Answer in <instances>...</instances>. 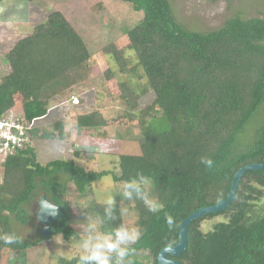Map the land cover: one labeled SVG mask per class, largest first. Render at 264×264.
<instances>
[{
    "label": "trees",
    "instance_id": "16d2710c",
    "mask_svg": "<svg viewBox=\"0 0 264 264\" xmlns=\"http://www.w3.org/2000/svg\"><path fill=\"white\" fill-rule=\"evenodd\" d=\"M119 1L142 13L135 24L121 32L137 59L129 69L145 80L138 83L139 93L129 104L134 109L142 151L105 150L116 152L118 173L86 170L71 158L41 163L31 144L38 131L29 125L47 115L49 102L78 96L79 88L91 75L90 47L63 13L50 10L43 23L33 26L3 54L9 71L0 77V120H17L26 140L3 157L0 235L14 233L12 217L21 224L29 221L23 205L38 189L47 200L61 206L62 212L51 223L48 237H43L40 230L34 241L19 238L17 243L7 245L0 240V264L6 251L12 253L6 264H25L26 249L39 241L55 234L64 240L79 235L70 224L69 210H74L79 224L92 217L102 221L101 232H111L123 224L120 201H116L115 220L106 218L103 202H81L91 194V184L103 176L124 183L138 174L149 181L145 191L158 210L151 211L135 196L129 200L121 195L134 209V224L141 233L128 259L131 264H157L159 251L179 242L180 224L190 213L226 199L239 168L264 163V123L249 149L238 151L236 146L238 132L264 104V18L234 16L221 27L200 33L187 30L176 20L169 0ZM112 57L119 71L127 70L121 50L113 52ZM148 91L154 98L137 109L139 97ZM17 104L22 114H9ZM75 122L78 129L91 133L105 127L97 111L78 113ZM63 125L62 120L52 123L55 137L63 136ZM104 134L102 131L100 135ZM40 136L50 138L53 133ZM202 158H210L212 167L203 164ZM263 195L264 169L244 172L232 202L215 213L192 219L186 248L167 257L181 264H264V205L255 209V201ZM217 215H223L224 220L207 232L201 230L204 219ZM168 217L173 221L171 228ZM79 256L60 257L58 264H78Z\"/></svg>",
    "mask_w": 264,
    "mask_h": 264
},
{
    "label": "rangeland",
    "instance_id": "374dc122",
    "mask_svg": "<svg viewBox=\"0 0 264 264\" xmlns=\"http://www.w3.org/2000/svg\"><path fill=\"white\" fill-rule=\"evenodd\" d=\"M176 20L187 30L206 33L223 25L228 18L238 16L242 19L251 17L264 18V0H169ZM3 4L5 9L3 10ZM58 9L69 23L85 38L91 51L89 79L79 88L78 96L65 99L66 96L49 102V112L29 127H36L37 136L31 140L36 149L37 160L44 163L56 158H71L86 170H113L118 173L116 152L142 151V140L138 128L134 126L135 119L129 104L134 94L139 93L144 77L138 78L131 66L137 62L135 53L129 48V40L121 29H126L141 18L140 11H134L125 2L119 0H2L0 7V77L9 71L4 61V52L19 38L29 34L36 24L43 23L50 10ZM10 20L5 22L4 20ZM7 20V21H8ZM12 21V22H11ZM121 50L122 58L128 66L124 72L119 71L112 53ZM130 68V69H129ZM107 71L110 75L107 77ZM139 70L136 73L139 74ZM154 95L148 91L138 99V107L149 104ZM20 96L16 97L17 102ZM81 99V102L79 101ZM67 100V101H65ZM63 101V102H62ZM78 101V102H77ZM97 111L104 120L105 127L98 132H90L84 128L78 129L75 118L78 113ZM22 114V108L17 104L9 114ZM13 115H10L13 117ZM21 117V116H20ZM62 120L63 136L55 137L52 128L54 121ZM264 123V104L256 111L243 129L236 136L238 151H244L254 142L258 129ZM102 131L104 135H100ZM41 133H53V136L39 137ZM108 137H107V136ZM111 137V138H109ZM142 145V146H141ZM116 152H105L106 149ZM79 154L74 155V151ZM107 151V150H106ZM114 153V154H113ZM3 155L0 153V177L2 176ZM59 180L66 178L57 176ZM91 194L81 202L84 205L91 199L105 201L107 195H113L115 201L122 206L123 225L136 228L134 209L124 203L123 182H115L108 176L91 184ZM43 193L40 189L33 193L31 200L23 205L29 215L25 224L17 222L12 217L14 233L24 241H34L40 236L42 228L36 214L38 201ZM135 203H132V205ZM264 205V195L255 201L256 211ZM70 224L79 235L70 240H64L55 234L50 238L39 241L35 246L26 249L25 264H58V258L71 257L81 254L78 241L83 233L81 224L74 210L68 211ZM224 216H214L204 219L201 230L207 232L217 222L223 221ZM12 253H3L2 263L6 264ZM142 256V255H140Z\"/></svg>",
    "mask_w": 264,
    "mask_h": 264
},
{
    "label": "clouds",
    "instance_id": "9594fccd",
    "mask_svg": "<svg viewBox=\"0 0 264 264\" xmlns=\"http://www.w3.org/2000/svg\"><path fill=\"white\" fill-rule=\"evenodd\" d=\"M201 162L211 168L213 161L210 158H202ZM149 183L147 178L138 174L137 178L130 179L123 183V197L126 199H136L144 201L151 211L156 212L158 205L150 198V194L145 191V185ZM104 204L105 216L107 219H117L116 201L113 195H107ZM102 221L92 217H86L81 222L82 237L78 241V247L81 250L78 264H131L128 259L133 253L132 245L136 243L141 233L137 228H129L123 224L115 227L111 232H101L100 224ZM169 228L172 227L171 217L167 218ZM7 245L18 242L19 237L14 233H5L0 235Z\"/></svg>",
    "mask_w": 264,
    "mask_h": 264
},
{
    "label": "water",
    "instance_id": "95a60500",
    "mask_svg": "<svg viewBox=\"0 0 264 264\" xmlns=\"http://www.w3.org/2000/svg\"><path fill=\"white\" fill-rule=\"evenodd\" d=\"M264 169V163H253L245 165L239 168L232 179L230 191L226 199L219 202L216 205L205 206L197 211L190 213L180 224L178 238L179 242L174 247H164L162 248L157 255V264H181L177 260H171L167 257V255H178L180 254L187 245V227L192 219L197 218L200 215H204L207 213H215L225 207H227L232 200L234 199L238 182L242 174L248 170H258ZM62 207L59 205H55L49 200H47L46 196H42L38 201V211L36 217L39 222L43 225L41 228V234L43 237H48L51 234V223L55 222L61 215Z\"/></svg>",
    "mask_w": 264,
    "mask_h": 264
},
{
    "label": "built area",
    "instance_id": "2783aa9c",
    "mask_svg": "<svg viewBox=\"0 0 264 264\" xmlns=\"http://www.w3.org/2000/svg\"><path fill=\"white\" fill-rule=\"evenodd\" d=\"M26 140L24 129L17 120H0V153L4 157L7 153L20 147Z\"/></svg>",
    "mask_w": 264,
    "mask_h": 264
},
{
    "label": "crops",
    "instance_id": "0c3cea01",
    "mask_svg": "<svg viewBox=\"0 0 264 264\" xmlns=\"http://www.w3.org/2000/svg\"><path fill=\"white\" fill-rule=\"evenodd\" d=\"M1 5H2V3H1ZM1 5H0V7H1ZM5 6H6V5H5V4H3V10L5 9ZM7 20H8V19H7ZM7 20H4V21H5V22H9V23H10V20H8V21H7ZM11 22H12V21H11Z\"/></svg>",
    "mask_w": 264,
    "mask_h": 264
}]
</instances>
